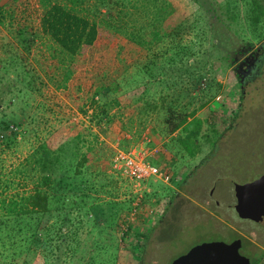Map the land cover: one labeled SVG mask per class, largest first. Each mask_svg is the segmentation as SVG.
Returning <instances> with one entry per match:
<instances>
[{
  "label": "rangeland",
  "instance_id": "obj_1",
  "mask_svg": "<svg viewBox=\"0 0 264 264\" xmlns=\"http://www.w3.org/2000/svg\"><path fill=\"white\" fill-rule=\"evenodd\" d=\"M52 1L115 28L111 40L67 56L41 30V0H0V118L14 131L4 132L13 143L0 147V168L30 163L41 143L66 146L58 154L76 149L78 159L88 153L78 176L89 186L64 198L65 234L55 235L52 224L53 252L45 260L41 244L24 264H169L197 243L236 237L251 264H264V224L234 207L235 185L264 173V20L248 19L251 0ZM170 22L175 32L161 33ZM129 29L147 44L131 41ZM20 30L30 45L19 40ZM178 135L194 143V154ZM119 150L150 158L169 178L138 181L115 170ZM75 160L52 179L73 175ZM90 194L96 226L92 212L84 222L76 217ZM81 247L83 257L75 252Z\"/></svg>",
  "mask_w": 264,
  "mask_h": 264
},
{
  "label": "trees",
  "instance_id": "obj_2",
  "mask_svg": "<svg viewBox=\"0 0 264 264\" xmlns=\"http://www.w3.org/2000/svg\"><path fill=\"white\" fill-rule=\"evenodd\" d=\"M43 3L42 14L40 17L41 30L49 36V38L58 46L59 51L67 56L76 55L78 53L87 52L97 41L108 39L113 37L114 25L96 19L90 18L86 14H81L74 10L73 7L60 1L41 0ZM71 5L85 4L90 0H66ZM105 6L113 0H101ZM114 0L113 2H117ZM251 12L248 19H254V22H260L264 20V5L260 0H251ZM0 16L6 17L5 12L1 10ZM254 10V11H251ZM11 12V11H9ZM167 16L170 19L171 14H175L173 10ZM175 16V15H174ZM177 16V14H176ZM173 17V16H172ZM170 21V20H169ZM178 24L169 23L168 27H162L161 33L173 34L177 29ZM25 27V26H24ZM22 29V28H21ZM135 29H129L126 35L134 43L147 44L149 39L146 36L143 37V33H136ZM19 40L26 45H30L32 37L25 35L24 30H20ZM18 53L11 54L9 62L14 63V57ZM21 57L24 58L23 54ZM4 75H0V83H3ZM6 88L12 86L11 83L5 84ZM14 86V85H13ZM99 90H97V93ZM93 102L97 101V98L93 96ZM92 117V116H91ZM98 123L101 122L102 116L97 117ZM185 117H181L180 120L170 121L169 131H174L182 125ZM11 120L0 118V147L9 148V145L13 143L12 138L9 135H4L8 129L14 132L11 127ZM18 125V123H14ZM90 128V127H89ZM85 127V130H89ZM192 135L196 134L198 127L191 128ZM76 138L80 137V133H76ZM190 136V135H188ZM52 137V136H51ZM50 137V138H51ZM177 138L181 143L186 145L190 154H194L196 148L194 143H186L179 135ZM187 141H190L189 138ZM3 144V145H1ZM62 145H58L54 148L46 143H41L39 150L33 151L32 160L30 163V169H28L27 162L18 165L2 166L0 168V264H24L35 258V252L39 245L43 244V250L46 251L45 255H41L45 260L48 258L49 253L53 252V235L61 237V234H65L66 222H70V215L67 207L64 205V198L70 194V189L74 192H84L83 185L89 186V181L86 177L78 176L82 174L81 165L88 159V153L83 152L81 158L78 159V152L76 149H68V153L58 154L65 149ZM76 159V160H75ZM67 160V164L65 163ZM75 160L77 165H74L75 173L70 175L68 172L63 171L64 176L59 177L57 181L52 179V174L56 171H60L61 168H71L70 162ZM151 161V159L149 158ZM27 161L30 159L27 158ZM69 162V163H68ZM152 162V161H151ZM153 163V162H152ZM24 165V166H23ZM29 173V174H28ZM32 176L34 178L32 187H29L26 182V177ZM20 181V182H19ZM20 184L22 187H18ZM21 188V189H19ZM80 193H76L78 196ZM93 195L90 194V203L83 204L87 206L85 210L78 216L81 222H84L83 217L94 214L91 219L94 226L99 223V208L93 203ZM97 202V201H95ZM65 203L66 202L65 199ZM90 214H89V212ZM92 212V213H91ZM51 219V220H50ZM50 221V222H49ZM49 223V224H48ZM52 224L57 225L54 234L52 233ZM91 225V227H94ZM127 230V227H126ZM121 231V235L126 233ZM101 231V228H99ZM77 235V230L74 232ZM98 242H96L97 244ZM99 244V243H98ZM101 246V244H99ZM98 245V246H99ZM80 252V257L84 256L86 248L81 247L75 252Z\"/></svg>",
  "mask_w": 264,
  "mask_h": 264
},
{
  "label": "water",
  "instance_id": "obj_3",
  "mask_svg": "<svg viewBox=\"0 0 264 264\" xmlns=\"http://www.w3.org/2000/svg\"><path fill=\"white\" fill-rule=\"evenodd\" d=\"M234 207L242 218L264 224V173L256 179L236 184ZM241 238L230 242L203 241L191 246L169 264H251L250 258L240 252Z\"/></svg>",
  "mask_w": 264,
  "mask_h": 264
},
{
  "label": "built area",
  "instance_id": "obj_4",
  "mask_svg": "<svg viewBox=\"0 0 264 264\" xmlns=\"http://www.w3.org/2000/svg\"><path fill=\"white\" fill-rule=\"evenodd\" d=\"M112 167L138 181L146 179L150 175L169 178L156 164L134 151H117L112 158Z\"/></svg>",
  "mask_w": 264,
  "mask_h": 264
}]
</instances>
